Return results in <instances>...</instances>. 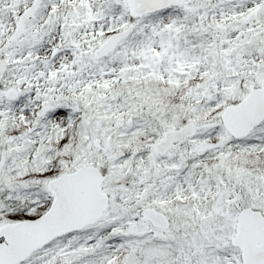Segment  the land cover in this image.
<instances>
[{
	"label": "snow or ice",
	"instance_id": "6c2138e0",
	"mask_svg": "<svg viewBox=\"0 0 264 264\" xmlns=\"http://www.w3.org/2000/svg\"><path fill=\"white\" fill-rule=\"evenodd\" d=\"M0 264H264V0H0Z\"/></svg>",
	"mask_w": 264,
	"mask_h": 264
}]
</instances>
